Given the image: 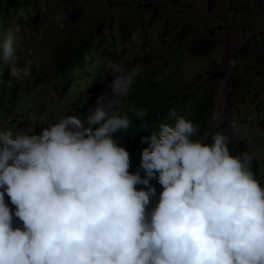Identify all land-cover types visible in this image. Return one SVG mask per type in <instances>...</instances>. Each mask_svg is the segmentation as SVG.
Segmentation results:
<instances>
[{
	"label": "clouds",
	"instance_id": "1",
	"mask_svg": "<svg viewBox=\"0 0 264 264\" xmlns=\"http://www.w3.org/2000/svg\"><path fill=\"white\" fill-rule=\"evenodd\" d=\"M17 31L0 54L20 79L31 66L17 63ZM112 71L111 93L127 96L140 66ZM96 101L85 118L66 115L39 134L0 129V264H264V188L251 154L231 155L220 132L193 139L198 128L182 117L161 124L142 137L141 166L163 186L146 211L155 189L136 188L149 179L129 172L113 136L130 120L110 113L104 93Z\"/></svg>",
	"mask_w": 264,
	"mask_h": 264
},
{
	"label": "rangeland",
	"instance_id": "2",
	"mask_svg": "<svg viewBox=\"0 0 264 264\" xmlns=\"http://www.w3.org/2000/svg\"><path fill=\"white\" fill-rule=\"evenodd\" d=\"M3 1L0 0V3ZM65 1L40 0L39 9L41 10L42 6L45 8L40 12V16L35 18L34 23L11 28L18 29L17 63L21 67L30 65L31 72L27 77L17 79L9 75V66L5 62L0 66V129H10L14 135H31L33 129L39 134L43 128L58 122L66 115H77L83 119L97 107L96 99L101 93L105 94V103L110 113L118 112L121 107H129L128 114H135L136 110L130 106V100L137 93L136 88L140 82L149 77L151 72L156 74L159 83L168 84L171 92L180 93L196 86L210 74L218 72L221 79L218 81L211 107L210 133L237 134L238 115L235 109L238 108L241 113L238 102L249 83L244 78L250 79L247 76L248 70L253 69V59L250 57L255 54L248 46L258 33L252 29L255 30L264 23V13L253 16L250 11L252 19L247 16L237 17L230 10L229 0H163L183 18L198 23V35L207 36L206 32L214 29L210 32L213 47L203 50L190 49L187 47V40L173 46L171 42L175 31L162 40L158 32L160 25L150 26L141 36L146 43L153 46L148 47L146 51L150 56L130 62L124 67L131 69L133 66H140L139 75L136 76L127 96L117 98L111 93L109 83L114 78L113 67L94 76L88 83L76 85L70 93L61 96L52 83L43 81L44 73L58 70L66 57L79 49L103 23L113 19L116 25V17L121 12L139 2L154 0H69L72 2V8L63 11L60 5ZM79 9L82 10L81 13L75 14ZM43 14L44 16H41ZM114 32L115 27L111 29V33ZM104 33H109L108 28ZM4 37L0 36V41H3ZM188 37L193 38L192 35ZM141 38L138 35L134 37L137 45H142ZM0 57L2 58V54ZM61 82L59 80L58 84ZM95 82L100 83L97 89ZM77 102H82L84 109L74 111L73 106ZM23 107L25 111L19 115ZM84 124L85 127L88 126L86 120ZM159 198L160 196L147 205L146 211L154 208ZM5 199L10 209L16 207L11 204L10 197L5 196ZM16 226H22V221L13 216V227Z\"/></svg>",
	"mask_w": 264,
	"mask_h": 264
},
{
	"label": "trees",
	"instance_id": "3",
	"mask_svg": "<svg viewBox=\"0 0 264 264\" xmlns=\"http://www.w3.org/2000/svg\"><path fill=\"white\" fill-rule=\"evenodd\" d=\"M40 0H4L0 3V36H5L8 28L24 26L25 23H34L35 18L40 16L42 9H39ZM72 2L66 0L60 5L63 11L72 8ZM78 10L75 14L81 13ZM41 16H44L41 15ZM116 25L113 19L103 23L96 29L94 35L88 37L81 47L70 53L58 70H49L44 73V80L52 83L56 91L65 96L76 85H82L92 81L94 76L100 75L105 69H110L114 65L126 67L130 62L144 59L150 56L147 51L152 45L146 43L141 38L143 33L150 26L160 25L159 36L162 40L175 31L171 45L178 46L187 40V47L190 49H209L213 47V39L210 35L212 29L206 33L207 36L198 35V23L194 20L183 18L178 12L170 9L163 0L142 1L132 8L121 12L116 17ZM116 32L111 33L112 28ZM108 28L109 33L105 34ZM138 35L142 40V45H137L134 37ZM192 35L193 38L188 36ZM189 38V39H188ZM170 45V43H168ZM139 53V54H138ZM125 58L129 60L126 61ZM4 63L0 57V66ZM1 71V69H0ZM110 71V70H108ZM109 73V72H108ZM220 74L213 73L207 76L196 86L185 92H171L166 83H159L156 74L151 72L149 77L144 78L136 88L137 93L130 100V106L136 110L135 114H128L129 107L118 110L120 115H127L130 125L127 130H122L113 134L117 143L121 144L129 151L130 167L129 172H139L142 178H148L146 171L141 166L142 150L148 147L150 140H142V137H150L151 131L158 133L161 124L167 123L175 126L179 118L191 121L198 128V136L204 142L211 143L210 122L212 117V104L214 93L218 88ZM59 80L62 82L58 84ZM96 89L100 86L95 82ZM85 107V106H84ZM38 109L37 107H33ZM20 115L25 111L21 108ZM144 110L146 115L140 117L138 112ZM147 127L149 130L144 129ZM230 154L233 156L249 153L253 156L251 170L255 179L264 188V176L261 175L260 163L256 155L241 138H234L228 144ZM159 173L154 171V175L149 179V184H137V189H147L153 187L154 194L150 196L153 202L163 190V186L158 180ZM5 196L9 197L7 193Z\"/></svg>",
	"mask_w": 264,
	"mask_h": 264
},
{
	"label": "crops",
	"instance_id": "4",
	"mask_svg": "<svg viewBox=\"0 0 264 264\" xmlns=\"http://www.w3.org/2000/svg\"><path fill=\"white\" fill-rule=\"evenodd\" d=\"M229 1L230 10L237 17L247 16L252 19L250 17L264 13V0ZM250 11L253 12V16ZM252 31L258 32L250 46H248L255 53L253 54L255 57H250L253 59V62L251 61L253 69L248 70L247 76L250 79L244 78L249 83L242 98H239L238 107L241 109V113L238 112V108L235 109L238 115L237 134L227 136L229 137V143L234 138L245 140L248 147L256 155L260 163L261 175L264 176V23L260 24L257 29H252Z\"/></svg>",
	"mask_w": 264,
	"mask_h": 264
},
{
	"label": "built area",
	"instance_id": "5",
	"mask_svg": "<svg viewBox=\"0 0 264 264\" xmlns=\"http://www.w3.org/2000/svg\"><path fill=\"white\" fill-rule=\"evenodd\" d=\"M73 109L74 110H82V109H84V104L82 102H77L76 104H74Z\"/></svg>",
	"mask_w": 264,
	"mask_h": 264
}]
</instances>
